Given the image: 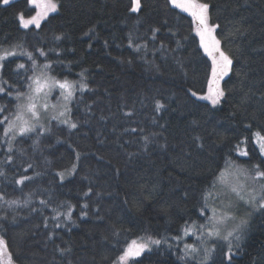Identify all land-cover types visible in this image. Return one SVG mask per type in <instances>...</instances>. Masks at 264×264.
Masks as SVG:
<instances>
[{
  "label": "trees",
  "instance_id": "1",
  "mask_svg": "<svg viewBox=\"0 0 264 264\" xmlns=\"http://www.w3.org/2000/svg\"><path fill=\"white\" fill-rule=\"evenodd\" d=\"M56 2L58 10L40 28L25 29L18 14L29 16L34 8L27 0H0V50L20 44L37 62L52 65L50 75L88 86L70 104L76 129L47 122L50 132L39 136L38 147L36 134L17 141L11 164L3 163L0 142V238L14 264H111L131 239L171 238L185 221L202 222V193L226 161L251 167L264 160L254 143L256 132L264 135V0H205L234 61L222 81L226 100L217 107L189 92L205 91L210 61L190 16L169 0H141L138 13L131 12V0ZM129 32L147 50L129 47ZM0 64V86L24 91L31 61L9 57ZM11 101L0 93V105L10 111ZM156 101L164 105L159 111ZM244 149L247 157L239 155ZM59 172L66 173L63 180ZM25 175L33 179L15 183ZM49 199L47 207L40 204ZM68 205L74 206L71 221L54 220L52 208L63 213ZM245 217L231 260L228 244L215 241L210 264H264V211ZM176 245L155 246L129 264H185Z\"/></svg>",
  "mask_w": 264,
  "mask_h": 264
},
{
  "label": "snow or ice",
  "instance_id": "2",
  "mask_svg": "<svg viewBox=\"0 0 264 264\" xmlns=\"http://www.w3.org/2000/svg\"><path fill=\"white\" fill-rule=\"evenodd\" d=\"M11 0H3V4L8 5ZM34 9L36 14L25 18L23 13L18 14L22 27L25 29L30 26L36 28L41 27V21L47 19L49 13L58 10L56 0H27ZM169 3L177 9L188 13L195 23V33L199 37V46L203 49L204 54L211 61L210 76L207 82V91L203 95H199L196 91L189 89L192 97L209 102L213 107H217L226 100V90L222 87L221 82L229 73L233 71V56L222 47V40L218 38L217 30L220 28L218 23L211 22L210 4L205 0H169ZM142 8L141 0H131L130 10L132 13L140 12ZM166 23V21H165ZM160 28L150 29L152 35L151 40L155 41L156 34L160 32ZM60 39V37H56ZM141 38L134 35L133 32L128 34L129 47H133L137 52L147 50V42L137 43ZM165 45L160 44V49L163 50ZM15 49H20L16 51ZM39 51L40 56H46L43 50ZM26 56L31 61V75L26 77V91L17 89L15 93L7 91L0 86V93L12 97L13 107L9 110L8 105H0V114L3 115L0 119V125L3 126L2 136L0 142L6 145V153L3 163L11 164L13 162V155L15 144L18 140L24 138H32L31 134H36L37 139L34 141V147H38L40 141L39 136L43 133L50 132L44 123H41L42 117L51 109L55 115L48 117V122L52 120L59 124L67 125L70 129L78 127L77 122L72 119L71 102L75 98L77 91L83 92L88 88L87 84L70 81L68 79H57L50 75L52 65L48 62L38 64L36 57L32 52L23 50L22 45H15L13 49L0 50V62L7 60L9 57ZM3 67V64H0ZM18 68L24 69L25 64L21 63ZM83 76V73H81ZM3 83H7L4 81ZM79 84V87H77ZM59 89V98L62 103L49 104L48 97H50L54 90ZM164 107L159 101H156V110L159 111ZM130 114V113H129ZM251 127V125H248ZM135 131V129H133ZM257 143L259 144L260 155L264 157V135L260 132L255 134ZM145 143L148 142V137L144 136ZM239 149V145H237ZM239 155L247 157L249 155L246 149L239 150ZM79 153H77V159ZM228 167L220 171L214 177L211 189L206 193H202L203 203L198 209L199 215L204 218L203 223L196 221H185V226H182L180 233L177 236L168 238L160 237L153 238L152 236L141 237L139 240H132L122 252L112 261V264H129L134 258L140 257L146 251L150 252L153 246H161L166 244L169 248L173 247L171 241L183 242L185 237L195 236L198 243L183 244V255L179 257L180 260L195 261V264H210L212 253L215 250L214 245L207 247L209 241L222 240L228 244V260L230 261L232 241H239L240 233L248 224L245 217L239 216L241 207L251 208L255 211H264V160L259 163L252 164L251 167L239 165L235 161H226ZM28 168H32L29 164ZM76 165L73 164L69 174L75 171ZM26 171V170H25ZM0 175H5L3 170H0ZM61 180L64 179L65 173H59ZM33 177L27 175L15 181L16 184H24L25 181L31 180ZM217 185L220 186L217 189ZM91 189L85 192L88 196ZM31 196V193H29ZM3 196H0V200ZM209 199L215 201L212 206L209 204ZM28 201H25L27 203ZM9 203L15 204L16 201ZM49 200H41L40 204L47 207ZM63 206V205H61ZM74 206L68 205L66 212H60L57 208H52L55 213L53 219L58 220L60 216L71 221L72 209ZM87 204L83 205L86 209ZM36 211V209H33ZM210 211L211 215H206ZM82 215H87V212L82 211ZM56 227H60L57 223ZM119 235V233H116ZM178 247V244L176 245ZM239 245L237 244V247ZM64 250L61 249V252ZM201 253L203 254L201 257ZM0 264H14L11 253L7 251L6 244L0 238Z\"/></svg>",
  "mask_w": 264,
  "mask_h": 264
},
{
  "label": "rangeland",
  "instance_id": "3",
  "mask_svg": "<svg viewBox=\"0 0 264 264\" xmlns=\"http://www.w3.org/2000/svg\"><path fill=\"white\" fill-rule=\"evenodd\" d=\"M12 1V0H11ZM178 10H180V9H178ZM181 11V10H180ZM183 12V11H182ZM53 13V12H52ZM52 13H49V14H52ZM183 13H185V14H187L188 16H190L188 13H186V12H183ZM36 14V9H34V12H33V14H31V15H29V16H24L25 18H29L30 16H33V15H35ZM190 18L192 19V17L190 16ZM42 22V21H41ZM19 24H20V26L22 27V24H21V22H20V20H19ZM192 24H193V32H194V34L196 35V33H195V23H194V21H193V19H192ZM33 27H35V26H33ZM22 28H24V27H22ZM196 37H197V39H198V43H199V37L196 35ZM15 45H18V44H15ZM15 45H12V46H10V47H5V48H3V49H13V46H15ZM20 45V44H19ZM16 51H20V49H15ZM23 50H26L24 47H23ZM201 50H202V52H203V49L201 48ZM27 51V50H26ZM204 53V52H203ZM39 56H40V54H39ZM16 57H19V58H22V59H25V60H28L27 59V57L26 56H16ZM43 57V56H42ZM210 61V60H209ZM45 62H47V61H45V60H42V61H40V62H38V64H43V63H45ZM1 63V62H0ZM19 64H21V62L19 63ZM210 64H211V61H210ZM209 76H210V73H209ZM208 79H209V77H208ZM75 81H77V82H81V83H84L81 79H77V80H75ZM207 82H208V80H207ZM221 85H222V82H221ZM77 87H79V84H77ZM24 91H26V88H25V90ZM206 91H207V85H206V89H205V91L204 92H202V93H198L199 95H203V94H205L206 93ZM77 92H80V91H77ZM200 100V99H199ZM201 101H203V100H201ZM204 102H207V101H204ZM48 103L51 105V104H59V103H62V100L59 98V89H56V90H54L53 91V93H52V95L50 96V97H48ZM207 103H209V102H207ZM210 104V103H209ZM211 105V104H210ZM212 106V105H211ZM51 115H55V112L54 111H52L51 109L49 110V112H47V113H45L44 114V116L42 117V120H41V123H44L45 125H46V123L48 122V117L49 116H51ZM53 121H55V120H53ZM57 122V121H56ZM63 125V124H62ZM65 126H67V125H65ZM254 143H255V145L257 146V148H258V150H259V144L257 143V140H256V137L254 136ZM260 152V151H259ZM264 158V157H263ZM226 167H228V164L223 168V170L226 168ZM71 169H72V167H71ZM71 169H69V171L71 170ZM59 173H61V172H59ZM59 173H58V175H59ZM65 175H66V173H65ZM59 178L61 179V177H60V175H59ZM220 188V186L219 185H217V189H219ZM214 203H216L215 201H212L211 199H209V204H210V206H212ZM250 211V212H249ZM251 212H255V210H253V209H251V208H247V207H241L240 208V210H239V216H241V217H245V214H247V213H251ZM206 215H211V212L210 211H207L206 212ZM245 218H247V217H245ZM203 221H204V218L202 219V222H200V223H203ZM244 229V228H243ZM241 233H242V231H241ZM139 238H141V237H138V238H134V239H131L125 246H124V248L129 244V243H131V241L132 240H139ZM153 238H155V237H153ZM217 242H223V243H227V242H225V241H222V240H216ZM234 241V240H233ZM232 241V242H233ZM173 244H175V243H177L178 244V247H179V251H180V253H181V255H183V244H184V242H186V243H198V241L196 240V237L195 236H190V237H185L184 238V240H183V242H178V241H171ZM215 241H209V243H208V245H207V247H212L213 246V243H214ZM153 247H155V246H153ZM152 247V248H153ZM123 248V249H124ZM202 253H201V257H202ZM111 264H112V262H111Z\"/></svg>",
  "mask_w": 264,
  "mask_h": 264
}]
</instances>
